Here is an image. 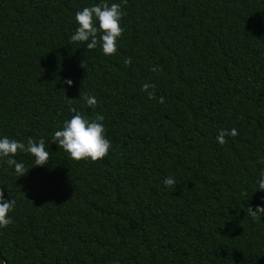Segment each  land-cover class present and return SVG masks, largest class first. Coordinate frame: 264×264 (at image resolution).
<instances>
[{"label": "trees", "instance_id": "obj_1", "mask_svg": "<svg viewBox=\"0 0 264 264\" xmlns=\"http://www.w3.org/2000/svg\"><path fill=\"white\" fill-rule=\"evenodd\" d=\"M98 2L0 0V135L49 145L0 163V264H264V0H124L111 55L69 41ZM70 109L104 116L105 156L50 141Z\"/></svg>", "mask_w": 264, "mask_h": 264}, {"label": "clouds", "instance_id": "obj_2", "mask_svg": "<svg viewBox=\"0 0 264 264\" xmlns=\"http://www.w3.org/2000/svg\"><path fill=\"white\" fill-rule=\"evenodd\" d=\"M107 0H100L89 6H84L74 14L76 27L69 36L70 42H85L88 49L95 48L99 41L101 51L104 55H111L117 49V40L121 35L122 28L120 19L122 16L121 4ZM69 86L71 79L65 81ZM149 87L148 84L142 85V90ZM151 96V93H148ZM84 102L91 108L97 103L96 98L91 95L82 97ZM72 115L62 122L51 137L60 148L65 150L72 159H91L93 161L105 156L111 147V141L107 138L104 116L97 113L94 118L82 115L81 112L70 109ZM235 129H220L216 135L219 143H224L225 135L234 136ZM49 147V145H48ZM46 147L43 137L34 140L29 136L25 141L0 135V163L6 164L11 168L16 177L23 176L28 168H25L23 161H18L15 156L17 152L30 154L32 166H42L47 163L49 150ZM258 162L264 164V155L258 156ZM163 185L175 188L176 181L172 176H165L162 180ZM256 183V190L264 191V168L259 170ZM15 201L5 196L0 191V228L6 227L11 222L9 213L13 209ZM245 211L252 217L257 214H264V205L257 204L255 210L251 205Z\"/></svg>", "mask_w": 264, "mask_h": 264}]
</instances>
